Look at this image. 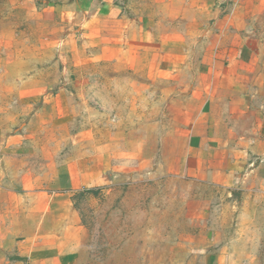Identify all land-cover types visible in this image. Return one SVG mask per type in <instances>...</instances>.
Instances as JSON below:
<instances>
[{"label":"crops","instance_id":"crops-1","mask_svg":"<svg viewBox=\"0 0 264 264\" xmlns=\"http://www.w3.org/2000/svg\"><path fill=\"white\" fill-rule=\"evenodd\" d=\"M34 6L57 70L46 82L31 77L35 90L23 78L15 92L0 91V264H71L84 236L76 197L123 179L128 161L141 163V151L123 155L124 143L90 122L76 85L82 69L90 77L112 70L147 95L140 115L151 117L157 172L264 196V0ZM9 52L0 47V62ZM214 239L198 247L200 264L230 259Z\"/></svg>","mask_w":264,"mask_h":264},{"label":"rangeland","instance_id":"rangeland-1","mask_svg":"<svg viewBox=\"0 0 264 264\" xmlns=\"http://www.w3.org/2000/svg\"><path fill=\"white\" fill-rule=\"evenodd\" d=\"M35 13L34 0H0V47L10 49L9 63L5 55L0 62L1 92L6 86L5 92L35 90L38 83L31 77L46 82L57 70L41 46ZM84 71L77 73L76 85L86 92L87 99L80 98L87 102L86 114L93 109L90 122L110 141H122L123 155L141 151V163L128 161L123 179L86 199L76 197L84 236L72 250L71 264H200L198 247L207 236L230 253L225 264H264V196L229 194L157 172L150 157L157 151L148 130L151 117L140 115L148 112L147 95L118 83L112 70L95 77ZM143 95L144 100L138 97Z\"/></svg>","mask_w":264,"mask_h":264}]
</instances>
